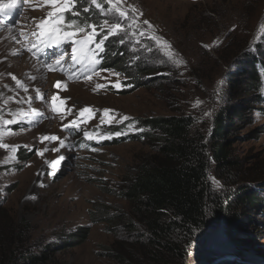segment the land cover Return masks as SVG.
<instances>
[{
  "label": "rangeland",
  "instance_id": "1",
  "mask_svg": "<svg viewBox=\"0 0 264 264\" xmlns=\"http://www.w3.org/2000/svg\"><path fill=\"white\" fill-rule=\"evenodd\" d=\"M17 4L23 7L18 17L8 24L0 19V129L4 132L0 143L15 146L0 148V205L16 221L24 220L30 225L24 246L35 251L41 245L54 248L59 234L84 225L90 228L84 242L56 251L51 262L45 264H116L106 251L114 240H126L124 232L118 231L114 236L107 222L92 219L107 213H125L128 209L118 193L129 184L139 161L151 148L147 139L130 141L124 136L108 134L138 133L141 128L138 119L190 115L195 130L211 140L214 115L226 104L243 106L244 119L233 120L232 125L227 120L226 129L219 136L226 144V160L233 166L231 177L224 179L225 189H218V173L213 164L209 168L210 187L217 190L215 195L221 197L220 205L225 207L240 193L239 176H254L256 181L248 185L264 200V101L260 95V91L264 93V82L260 91H255L261 100L258 102L252 99L250 91L239 104L236 100L240 90H231V85H238L245 78L240 65L247 62V57L260 61L256 67L264 74V29L261 28L264 0H123L119 6L128 11L129 17L137 15L138 19L131 25L128 20L123 21L124 30L106 41L110 46L107 56H114L118 45L111 42L125 40L120 46L125 49L121 50L123 60L102 67L112 72H99L91 79L80 80H68L64 75L48 71L28 53L23 35L37 29L51 7L43 0H17ZM101 4L105 10L110 7L106 0ZM82 5L79 0L75 8L81 12L79 17L68 13L67 19L81 25L89 18L92 22L91 10H82L96 9L95 6L90 0ZM133 7L137 10L135 14L131 11ZM96 10L97 24L103 19H108L110 24L119 20L114 10L104 15ZM144 20L153 27L144 25ZM142 30L144 36L132 35ZM153 35L162 38L159 44L150 39ZM165 41L170 47H165ZM252 42L258 45L250 48L251 55H240L249 53L245 50L253 47ZM135 58L149 67L146 74L151 76H145L134 86L127 82L123 70L134 71L129 67L130 60ZM113 73H119V78ZM117 79L123 86H114ZM17 80L27 91L17 85ZM57 81L61 82L59 89L54 87ZM37 89L44 94L43 101L36 98ZM54 94L65 101L60 105L57 100L60 112L52 108ZM85 107L94 111V118L89 114L79 116V110ZM104 109L112 110L110 116L115 119L111 123L104 116ZM125 116L129 119L122 120ZM4 119L13 123L4 126ZM73 119L80 124L77 137L63 129ZM111 125H118L119 129H110ZM85 131L99 145L84 150L76 147L79 138H85ZM44 136L60 137L63 145L59 140H44ZM118 138L123 139L101 144ZM58 160L60 163L56 164ZM242 208L239 206L237 212L241 222H245L248 214ZM254 215L251 223L245 222L246 231L238 229L237 240L233 237L229 241L222 225L220 234L214 233L198 244L191 240L182 257L163 255L158 264H206L227 251L233 253L223 264L259 259L257 256L264 250V215Z\"/></svg>",
  "mask_w": 264,
  "mask_h": 264
},
{
  "label": "trees",
  "instance_id": "2",
  "mask_svg": "<svg viewBox=\"0 0 264 264\" xmlns=\"http://www.w3.org/2000/svg\"><path fill=\"white\" fill-rule=\"evenodd\" d=\"M80 1L83 2L81 7H84L86 0ZM98 1L102 3V0ZM90 10L92 22L97 21V10L92 7ZM252 43L253 47L245 50H249V53L240 55H251L250 48H256L258 45ZM111 44L118 47L114 56H106L104 66L123 60L121 50L125 49L120 47L121 42L112 41ZM109 51L107 53H110ZM137 60L138 58L130 60L129 68L134 71L123 70L128 77L127 82L133 83L134 86L144 80L145 76H151V73L146 74L149 67ZM120 62L117 64L122 66ZM257 63L260 61L255 62L247 57V62L240 65V73H244L245 78L240 80L241 85H231L233 92H238L237 89L241 92L236 102L245 98L250 91L254 101H261L255 91H260L263 86L264 74L262 69L256 67ZM259 66L262 67L261 64ZM260 95L264 101V93L260 91ZM243 108L240 105L226 104L220 109L214 115L211 140L195 130V122L190 115L138 119L141 127L139 132L122 135L130 141L147 139L151 152L139 161L129 184L118 193V196L127 202V211L107 213L103 217L92 219L107 222L114 236H117L118 231L124 232L126 240H114L107 248L106 254L110 259L116 264H158L163 255L182 257L183 253L188 251L191 240H196L197 244L199 241L204 242L207 239L205 235L209 213L213 212L212 218L223 216L229 241L233 237L235 240L239 238L238 229L246 231L244 224L251 223L250 220L255 218L254 214L264 215L263 198L248 185L256 181L254 176H239L240 193L236 195L235 200L230 199L225 207L220 205L221 197L215 195L217 190L212 191L210 187L209 168L213 164H216L215 170L218 173V189H225L224 179L231 177L230 169L233 166L226 160V144L219 136L226 129L228 122L232 125L233 120L244 119ZM110 129H119V126L111 125ZM71 134L74 137L79 136L76 131ZM122 139H110L105 142H118ZM210 205H213V209H210ZM239 206L242 210L243 206L248 214L243 223L237 212ZM29 231L30 225L26 221H16L9 211L0 205V264L51 262L52 254L56 251L84 242L90 228L84 225L71 232L59 234L56 237L58 243L54 248L49 244L41 245L36 251L32 247L24 246V239ZM257 257L260 258L255 261H264V250H261L260 256Z\"/></svg>",
  "mask_w": 264,
  "mask_h": 264
},
{
  "label": "snow or ice",
  "instance_id": "3",
  "mask_svg": "<svg viewBox=\"0 0 264 264\" xmlns=\"http://www.w3.org/2000/svg\"><path fill=\"white\" fill-rule=\"evenodd\" d=\"M79 2V0H43V3L47 6L51 7V11L47 13V16L40 20L37 24L38 32L33 33V35L37 36V42L38 43H44L47 47H60L62 44H70L71 45V59L74 62L84 64L86 62L87 67L94 73L99 72H112V69H104V68H98L97 66L102 63V59L99 57V53L104 52L106 41L109 39L112 35H119L121 31L124 30L123 21L128 20L130 25L135 24L138 16L133 15L132 17H129L128 11L121 8L119 5L123 2V0H106L107 4L110 5L109 9L105 10L102 8V4L98 2V0H90V3L95 6L96 9L100 10L101 14L104 15L106 12L115 11V13L118 15L119 20L114 23H109L108 19H103L100 24H97L95 22H90L89 20H86L84 24H78L76 20H68L67 14L71 13L73 17H79L81 15L80 11H76V5ZM17 4V0H7V3H0V11H3L6 8H13ZM83 12H89L90 8H84L82 10ZM131 11L135 14L137 10L133 7ZM139 15H142V13H139ZM144 25H147L148 28H152L153 26L151 23L147 20H144L142 22ZM105 26H107V31L105 32ZM91 29V31H87L88 29ZM262 29H264V25L261 26ZM72 29V30H67ZM81 33H84L83 38L76 39L77 36H79ZM140 35L144 36V31H140L139 33H132V35ZM99 37V39H97ZM131 39V36L128 37ZM150 39L156 41L158 44L161 42L160 37H157L155 35L151 36ZM121 43H124L125 40L121 39ZM136 43H140V41H136ZM165 47H170V45L167 44V42H164ZM32 48H37V44H33ZM32 48L27 49L28 51H32ZM37 50H39L37 48ZM151 51V49H148ZM18 54V53H14ZM67 55V50H65L64 53L61 54L60 59L57 60V64L60 63V60H63L64 57ZM171 55V53H169ZM39 58V57H37ZM46 66L49 67L51 70V64L46 62ZM114 75L119 78V73H113ZM14 80H16V77H12ZM88 79H91V76H87ZM31 79H35V77H31ZM17 85L24 88L25 91H27V88L21 83V81H16ZM115 87H121L119 83V79L114 84ZM55 88L59 89L61 87V82L57 81L54 85ZM97 87H101L100 85H97ZM38 95L37 99L44 100V94L39 92V89L36 90ZM31 97H29L27 102H31ZM60 100V105H63L65 101L61 98H59L58 94H54L51 98V104L52 108L56 112H60L61 108L57 104V100ZM33 111H36L33 109ZM112 110L104 109L103 113L106 118H108V122L111 123L114 117L110 116V112ZM85 114L92 115L94 118V111L89 108L85 107L81 110H79V116L83 118ZM129 118L127 116L123 117L122 120H128ZM13 123V120L10 119H4L2 120V124L4 126L11 125ZM79 122L76 119H73L69 122L68 125H65L63 127H71L74 129H79ZM121 132H115V133H109L108 136L111 135L120 136ZM84 137L88 140H92L94 136L85 131L83 133ZM4 132L2 129H0V140L3 139ZM44 140H52V141H60V144L63 145V140H61L60 137L57 136H44ZM9 147H15L10 146L4 143H0V148L8 149ZM54 151H58V149H53ZM42 155V153H39ZM62 159V158H61ZM60 163V161H56V164ZM54 175V173H53ZM35 198V197H33Z\"/></svg>",
  "mask_w": 264,
  "mask_h": 264
},
{
  "label": "water",
  "instance_id": "4",
  "mask_svg": "<svg viewBox=\"0 0 264 264\" xmlns=\"http://www.w3.org/2000/svg\"><path fill=\"white\" fill-rule=\"evenodd\" d=\"M213 215H214L213 212L210 213V215H208V219H207V229H206V235L205 236L208 238L211 235H213L214 233L220 234L222 225H224V227L226 226L225 225L226 223H225L223 216H220L217 218H212ZM216 239L217 238H214V241ZM232 253H233L232 251H229V252L227 251L226 253H223L222 255H217V256L209 259V262L206 264H223L231 256Z\"/></svg>",
  "mask_w": 264,
  "mask_h": 264
},
{
  "label": "bare ground",
  "instance_id": "5",
  "mask_svg": "<svg viewBox=\"0 0 264 264\" xmlns=\"http://www.w3.org/2000/svg\"><path fill=\"white\" fill-rule=\"evenodd\" d=\"M94 77V76H93ZM92 75H91V78H93Z\"/></svg>",
  "mask_w": 264,
  "mask_h": 264
}]
</instances>
